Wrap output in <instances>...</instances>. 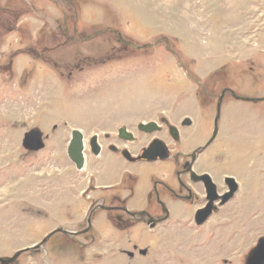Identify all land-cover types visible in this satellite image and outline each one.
<instances>
[{"label":"rangeland","instance_id":"374dc122","mask_svg":"<svg viewBox=\"0 0 264 264\" xmlns=\"http://www.w3.org/2000/svg\"><path fill=\"white\" fill-rule=\"evenodd\" d=\"M225 88L241 98L225 93L213 158L201 162L238 181L218 213L120 230L96 211L90 232L66 233L87 224L97 185L133 186L117 159L97 167L89 146L78 170L72 129L88 141L189 117L200 143ZM246 97H264V0H0V254L25 249L9 264H246L264 236V99ZM34 129L38 150L24 145Z\"/></svg>","mask_w":264,"mask_h":264},{"label":"flooded vegetation","instance_id":"af4514ba","mask_svg":"<svg viewBox=\"0 0 264 264\" xmlns=\"http://www.w3.org/2000/svg\"><path fill=\"white\" fill-rule=\"evenodd\" d=\"M186 118L176 122L164 117L140 119L118 126L112 133H104L103 136L97 134V140L94 141V135L86 141L83 133L84 152L88 146L92 153L97 149V154L94 153L97 155V167L103 163L102 159H106L103 170H110L112 162L109 163L108 159H117L125 166L121 170L122 176L126 175L122 178L125 182L121 183L133 181V186L118 188L114 184L97 185L104 187L100 190L104 195L98 196L96 203L90 208L87 224L77 230H67L66 233L79 236L90 232L94 228L93 216L96 211L105 212L106 219L120 230L132 229L138 225L154 230L170 219L189 220L187 224L199 225L196 222L197 213L210 205L212 213L209 218L218 213L225 204H222L223 196L230 189L227 178L234 176H218L212 169L202 168L201 162L207 155L209 159L213 158L212 147L221 133L220 119L212 120L206 129V139L197 143L189 140L192 136H189V132L198 126V119ZM74 129L67 147L70 159L69 145ZM147 152L149 155H146ZM219 155L218 151V157ZM71 161L78 170L85 167L79 168L75 161ZM158 165H168L169 169L158 172ZM148 168L153 171H146ZM144 179L148 180V185H143ZM107 191L112 192L110 196ZM137 193L140 197H136ZM138 198H143L145 206L138 207L135 204V199ZM173 206L177 208L173 209ZM55 231L61 230L56 228ZM136 250L143 254L142 250L145 249L138 247Z\"/></svg>","mask_w":264,"mask_h":264},{"label":"water","instance_id":"95a60500","mask_svg":"<svg viewBox=\"0 0 264 264\" xmlns=\"http://www.w3.org/2000/svg\"><path fill=\"white\" fill-rule=\"evenodd\" d=\"M226 91H227V89H224L220 94L219 102L217 105V115H216L215 119H219V117H220L222 101H223V97H224ZM231 92L236 98H241L236 94L235 91L231 90ZM244 99L259 101V100H263L264 97L263 98H255V97L248 98V97H246ZM186 119H191V118L187 117ZM95 139L97 140V135L93 136V141ZM24 145L27 148H31V149H35V150L40 149L43 146L41 131L38 129H34L31 132L27 133L25 135V138H24ZM93 146H94V143H93ZM96 148H97V145H96ZM94 153L97 154V149H94ZM69 155H70L71 159L76 162V164L79 168H83L85 166L84 139H83V132L80 129H74L73 130L72 140H71L70 145H69ZM146 155H149V152H147ZM227 179H228L229 184H230L229 185L230 189L223 196L222 204L229 201L234 196V194L236 193V191L239 188V184L237 183V181L234 177L230 176ZM211 213H212L211 205L200 210L196 215L197 224H199V225L203 224L209 218ZM55 232H52L51 234H54ZM51 234L48 235L38 245V247L41 246L43 243H45L50 238ZM24 250L25 249L19 250L12 256H3L0 254V262L3 264H9L11 262H14ZM142 252L144 253L145 250H143ZM246 264H264V236L259 238L257 244L249 252V255L247 256V259H246Z\"/></svg>","mask_w":264,"mask_h":264}]
</instances>
